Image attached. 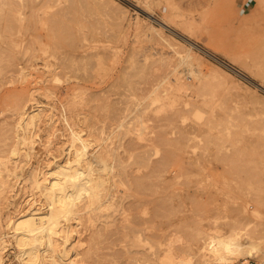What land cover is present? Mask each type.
<instances>
[{
    "label": "rangeland",
    "instance_id": "rangeland-1",
    "mask_svg": "<svg viewBox=\"0 0 264 264\" xmlns=\"http://www.w3.org/2000/svg\"><path fill=\"white\" fill-rule=\"evenodd\" d=\"M11 1L0 10V157L29 177L67 158L72 131L90 138L87 157L103 153L110 165L106 206L79 203L80 221H70L77 247L55 259L226 264L211 249L220 232L253 238L230 264H264V0ZM26 101L42 113L31 150L16 140ZM14 144L23 148L13 157ZM0 167L13 199L0 203L4 257L24 264L8 220L31 200L48 205L30 180L14 198L15 173Z\"/></svg>",
    "mask_w": 264,
    "mask_h": 264
},
{
    "label": "bare ground",
    "instance_id": "bare-ground-1",
    "mask_svg": "<svg viewBox=\"0 0 264 264\" xmlns=\"http://www.w3.org/2000/svg\"><path fill=\"white\" fill-rule=\"evenodd\" d=\"M9 0H0V10L2 8H4L7 4ZM16 1V0H15ZM37 1V0H36ZM11 0H10V4H11ZM51 2V1H50ZM32 3V2H31ZM15 4V3H13ZM54 4V3H51ZM12 5V4H11ZM14 6V5H13ZM23 6V5H22ZM52 6V5H51ZM56 6V4L54 5ZM10 7V6H9ZM16 6H14L13 8H15ZM23 8V7H22ZM52 8V7H51ZM49 8V9H51ZM54 8V7H53ZM7 9V7H6ZM21 9V8H20ZM13 10V9H12ZM53 10V9H51ZM5 11V10H3ZM19 11V8H18ZM33 11V10H32ZM45 11V10H44ZM145 11V10H144ZM20 12V11H19ZM17 12V13H19ZM53 13V12H52ZM56 13V12H55ZM22 14V13H21ZM57 14V13H56ZM61 14V13H60ZM148 14V12H147ZM149 15L152 17L153 15L151 13H149ZM148 15V16H149ZM4 16V15H3ZM21 17V16H20ZM68 18V17H67ZM153 18V17H152ZM23 19V18H22ZM3 20V19H2ZM2 20H0V25L2 24ZM20 21V20H19ZM162 21V20H161ZM5 22V19H4ZM165 22V21H164ZM18 23V22H17ZM161 22H159L160 24ZM167 23V22H165ZM15 24V23H14ZM13 24V25H14ZM162 24V23H161ZM164 25V24H163ZM11 26V25H10ZM174 26V25H173ZM163 27V26H162ZM6 28V27H5ZM12 28V26H11ZM44 28V27H43ZM50 28V27H49ZM14 29V28H13ZM24 29V28H23ZM9 30V28H8ZM12 31V30H10ZM3 32V31H2ZM1 32V33H2ZM6 33V32H5ZM2 35V34H1ZM12 36V34H10ZM2 37V36H1ZM9 37V35H8ZM18 37V36H17ZM24 38V37H23ZM11 39V38H10ZM1 40V39H0ZM6 41V40H5ZM4 41V42H5ZM7 41H9V39H7ZM2 43V42H1ZM164 43V42H163ZM182 43V42H181ZM3 44V43H2ZM2 44H0V50L5 47ZM9 44V43H8ZM5 45V44H4ZM7 45V44H6ZM13 45V44H11ZM8 46V45H7ZM11 47V46H9ZM157 47V46H156ZM165 47V46H164ZM6 48V47H5ZM15 48V47H14ZM161 47H159L160 49ZM10 48H8L9 50ZM13 49V48H12ZM11 49V50H12ZM11 50L10 53H11ZM176 50V49H175ZM14 51V50H13ZM7 52V50L5 52H1L2 54H5ZM13 53V52H12ZM11 53V54H12ZM179 53V50H178ZM3 56V55H1ZM0 56V57H1ZM192 56V55H191ZM39 57V56H38ZM190 58V57H189ZM1 59V58H0ZM31 59V58H30ZM9 61V65L13 63V61L11 59H8ZM31 61V60H30ZM51 63V62H50ZM8 65V66H9ZM165 65V64H164ZM47 67H49L47 65ZM23 70V69H22ZM52 70V69H51ZM15 72V71H14ZM13 75V74H11ZM187 75V74H186ZM26 78V77H25ZM24 78V79H25ZM58 79V78H57ZM175 79V78H174ZM178 79H180L178 77ZM194 80V79H193ZM186 81V80H185ZM169 83V82H168ZM179 86V82H177V84ZM177 86V87H178ZM179 88V87H178ZM181 89V87H180ZM39 91V90H38ZM80 98V97H79ZM29 99V98H28ZM30 101L33 100L32 98L29 99ZM36 100V99H35ZM18 102V101H17ZM27 102L25 104H19L20 107L18 109V107H16V110H19V120L18 123H16V131H19V134H17L16 136H18V138L16 140H18V143L21 142L23 144H25L26 146L29 145L31 149H33L32 147H34V143L36 141V137L35 134L32 135L33 133H35L33 131V133H31L32 131L29 130L30 127L35 123V121L38 117H42V113L40 110H31L29 111V107H27ZM20 103V101H19ZM23 103V102H21ZM37 103V102H36ZM74 103V102H73ZM18 105V103H16ZM67 104V103H66ZM16 105V106H17ZM18 105V106H19ZM38 105V104H37ZM52 106V105H51ZM31 107V106H30ZM36 107V106H35ZM42 106H40L41 108ZM43 108V107H42ZM51 109V108H49ZM49 115V113H47ZM46 116V113H45ZM69 116V115H68ZM52 117H54L52 115ZM80 118V117H79ZM160 118V117H159ZM18 119V117H17ZM42 119V118H41ZM45 119V118H44ZM49 119V118H48ZM161 119V118H160ZM46 120V119H45ZM64 120H67L66 117L64 118ZM42 121V120H41ZM81 121V120H80ZM44 122V121H43ZM42 122V123H43ZM68 122V120H67ZM70 122V120H69ZM38 123V122H36ZM141 123V122H140ZM14 124V123H13ZM32 124V125H31ZM47 124V123H46ZM67 124V123H65ZM70 124V123H69ZM80 124V123H79ZM85 124V123H84ZM31 125V126H30ZM35 125V124H34ZM45 125V124H44ZM38 126V125H36ZM34 126V127H36ZM48 126V125H47ZM69 126V125H67ZM84 126V125H83ZM5 127V126H4ZM45 127V126H44ZM49 127V126H48ZM47 127V128H48ZM33 127H31L32 129ZM18 129V130H17ZM52 129V128H51ZM48 130V129H47ZM54 130V129H53ZM74 130V129H73ZM81 130V129H80ZM8 131V130H6ZM38 132V131H37ZM43 132V131H42ZM48 132V131H47ZM72 132V131H71ZM70 135L72 138V144L70 142V144L72 145L71 149L68 150V153L66 154L67 158L60 162L58 161H54L55 165L52 167H49L48 169H46L45 171H43V169H33L30 172L29 177H27V175L24 177V171L23 172H16L15 171V166L17 169L18 164L20 163V167L23 166L21 164V162L16 161V164L14 166V171L10 170V165L9 168L7 167V158L6 160L2 157H0V166H5L4 170L7 171L8 176H11V172H13L12 174L14 175V181H13V185L12 187H10L11 189H13L12 192H14V198L17 196L16 194H21V192H23L25 190V186L27 181L30 180L29 183H32V187L33 190L38 191L37 193L40 194V196H44L46 199V203H47V207L48 209L46 210L44 207V203H37L35 204L36 200L34 201H30L28 203H33L34 205H30L29 204V208L27 209H21L20 210V216L16 219L13 217H10L8 220V226H12L15 229H13V232H15L14 230H16V233L14 234V236H16L15 239L16 240V244H18V247H21V251H22V257H23V261L24 264H36L38 263L39 260L44 258H47L46 255L48 256V259H52V263L50 264H61V260L63 259L62 256L65 255V257H68L67 255H69V247L71 246V249L74 250V241L72 242V238L74 229L77 227L71 224L70 221H72L71 219H74L72 216L74 215H78L79 210L77 211V209L80 206V202H82L83 199L87 198L88 201L90 202V206L91 209L93 208V204H102L101 207L104 205L106 206V203L104 204V201L102 199V192L101 189L102 187H104L106 179L102 176V172L104 170H107V168L110 166H108V162L107 159L105 157H103V153L102 154H98L97 152H95V154H89L92 155V157L90 158L89 155L88 157L86 156L87 152H88V147H90V145L92 144L91 142H88V140L90 138L86 137L83 138V135H80V133H74ZM81 132V131H79ZM83 132H84V128H83ZM82 133V132H81ZM51 134V133H49ZM1 135V134H0ZM4 135V134H3ZM85 135V134H84ZM44 136V135H43ZM63 136V135H62ZM83 136V137H82ZM50 137V136H49ZM42 138V137H41ZM62 138V137H61ZM64 138V137H63ZM88 138V140H87ZM15 140V141H16ZM39 140V139H38ZM44 140V139H43ZM63 141V140H62ZM92 141V140H91ZM253 141V140H252ZM9 142V141H8ZM48 142V141H47ZM46 142V144H47ZM67 142V141H66ZM158 142V141H157ZM17 143V142H15ZM79 143L80 146L77 147V144ZM91 143V144H90ZM260 143V142H259ZM9 144V143H8ZM22 144V145H23ZM48 144H50L48 142ZM61 144V143H60ZM59 144V145H60ZM63 144V142H62ZM2 145V144H1ZM17 145V144H16ZM57 145V144H56ZM70 145V146H71ZM45 146V145H44ZM63 146V145H62ZM69 146V148H70ZM14 149H12V154L9 153L10 155H12L14 157V155H18L19 149L22 150V148H17L14 144ZM16 147V148H15ZM59 147V146H58ZM73 147H75L74 151ZM92 147V146H91ZM140 147V146H139ZM61 148V147H60ZM133 148V147H132ZM58 149V148H57ZM5 150V149H4ZM20 150V151H21ZM24 150V149H23ZM62 150V149H61ZM1 151V150H0ZM3 151V150H2ZM9 151V150H8ZM29 151V150H28ZM55 151V150H54ZM64 151V150H63ZM65 152V151H64ZM90 152V151H89ZM88 152V153H89ZM5 153V152H4ZM61 153V152H60ZM63 153V152H62ZM9 154H7L9 156ZM27 155V153H25ZM29 156L31 155V152L28 153ZM70 154V155H69ZM71 154H74V157L71 156ZM105 154V153H104ZM1 155V154H0ZM4 155V154H2ZM50 155V154H49ZM102 155V156H101ZM248 155V154H247ZM106 156V155H104ZM4 157V156H3ZM11 156H9V160ZM16 157V156H15ZM57 157V156H56ZM28 158V155H27ZM32 158V157H31ZM55 158V157H54ZM254 158V157H253ZM13 159V158H12ZM11 159V160H12ZM30 159V157H29ZM46 159V158H45ZM60 159V158H59ZM31 160V159H30ZM246 160V159H245ZM12 162L14 163L15 161L12 160ZM28 162V161H27ZM140 162V161H139ZM10 163V161H9ZM8 163V164H9ZM24 163V162H23ZM37 163V161H36ZM157 163V162H156ZM252 163V162H251ZM257 163V162H256ZM38 164V163H37ZM102 164V166L100 167L99 165ZM13 165V164H12ZM26 165V164H25ZM49 165H51V162L49 163ZM53 165V164H52ZM155 165V164H154ZM241 165V164H240ZM99 166V167H98ZM13 167V166H12ZM1 168V167H0ZM46 168V166H45ZM22 169V167H21ZM24 169V168H23ZM22 169V170H23ZM110 169V168H108ZM3 170V169H2ZM0 170V176L2 177L4 175V177L2 178V180L5 178V180L2 181V185L0 183V187L2 186V192H0V203L3 202L2 200H7L5 202H8V200L10 199L7 193V189H8V184L9 182H7L8 178L7 176H5V173L3 174V171ZM20 170V169H19ZM259 171V170H258ZM261 173V172H259ZM127 174V173H126ZM7 175V174H6ZM138 175V174H136ZM262 175V174H261ZM133 177V176H132ZM27 180V181H26ZM133 181V180H132ZM1 182V181H0ZM146 185V184H145ZM136 187V186H135ZM32 189V188H31ZM141 189V188H140ZM118 190V189H117ZM9 191V190H8ZM232 192V191H231ZM34 193V192H33ZM13 194V193H12ZM12 196V195H11ZM20 196V195H19ZM108 196V195H107ZM238 196V195H237ZM13 197V196H12ZM43 197V198H44ZM186 197V196H185ZM34 199V198H33ZM107 199V198H106ZM105 199V201H106ZM11 201L13 199H10ZM16 200V199H15ZM48 200V202H47ZM108 200V199H107ZM244 200V199H243ZM119 201V200H118ZM38 202V201H37ZM150 202V201H149ZM159 202V201H158ZM10 203V201L8 202ZM26 203V202H25ZM87 203V202H86ZM108 203H110V201H108ZM107 203V205H109ZM5 204V203H4ZM7 204V203H6ZM23 204V203H22ZM38 204H40V206H38ZM9 205V204H8ZM82 205V204H81ZM86 205V204H83ZM140 205V204H139ZM159 205V204H158ZM97 206V205H96ZM100 206V205H99ZM97 206V207H99ZM167 206V205H166ZM28 207V206H27ZM82 208V206H80ZM86 207V206H85ZM85 207H83L85 209ZM95 207V206H94ZM100 207V208H101ZM79 208V209H81ZM162 208V207H161ZM230 208V207H229ZM86 209L89 211V207L87 206ZM96 209V207H95ZM99 209V208H98ZM136 209V208H135ZM83 209H81L82 211ZM85 211V210H84ZM162 211V210H161ZM256 212V211H255ZM160 213V212H159ZM81 214V213H79ZM126 214V213H125ZM256 214V213H255ZM76 215V216H77ZM99 215V214H98ZM79 217V216H77ZM75 217L74 220H79L80 218ZM100 217V216H99ZM13 220H12V219ZM62 218H64L65 220H67L68 224H66L65 222H62ZM77 218V219H76ZM134 219V218H133ZM80 221V220H79ZM123 221V220H122ZM77 222V221H76ZM61 223H63L62 225H60ZM78 224H80L79 222H77ZM138 224V223H137ZM77 225V224H76ZM7 226V228H8ZM79 226V225H78ZM77 231V229L75 230V232ZM219 231V230H218ZM259 231V236L261 239H264V235L260 234V232H262V230H258ZM10 232V231H9ZM222 232V231H221ZM3 233V232H2ZM5 234V232H4ZM7 234V233H6ZM11 234V233H10ZM226 234V233H224ZM3 234L0 235V264H6L5 261V257H4V251L6 249L7 244L4 241V238L2 236ZM2 236V237H1ZM5 236V235H4ZM73 236V237H72ZM231 237V236H230ZM216 238V242H215V246H211V249L213 250V252H218L220 258L226 263V264H230L231 262H234L236 259H238L239 257H243L244 254L246 253V245L252 241L253 238H250L251 240H246L243 241L241 240L240 237H235L232 239H228L226 236H224L223 234H221L220 232L215 236ZM78 240V239H76ZM72 243V245H71ZM77 243V242H76ZM76 245V244H75ZM78 245V243H77ZM223 249L226 250V252L228 253H222ZM19 250V251H20ZM76 250V249H75ZM78 250V249H77ZM224 250V251H225ZM76 253V252H75ZM80 253V252H78ZM77 253V254H78ZM221 253V254H220ZM55 255H59L62 257V259L59 261L58 259H60L61 257L58 256V259H55L57 257H55ZM71 255V254H70ZM75 256V254L73 255ZM77 256V255H76ZM75 256V257H76ZM52 257V258H51ZM64 257V258H65ZM75 257L73 259H70V264H86L84 262H77L75 261ZM21 258V257H20ZM72 258V257H71ZM168 259L171 261V256H168ZM65 260V259H63ZM73 260V261H71ZM42 261V260H41ZM40 263H43L41 262ZM66 262V261H65ZM68 259L66 264L68 263ZM48 263V262H47ZM45 261V264H47ZM48 263V264H49ZM63 263V262H62ZM69 264V263H68ZM263 264V262H262Z\"/></svg>",
    "mask_w": 264,
    "mask_h": 264
},
{
    "label": "built area",
    "instance_id": "built-area-1",
    "mask_svg": "<svg viewBox=\"0 0 264 264\" xmlns=\"http://www.w3.org/2000/svg\"><path fill=\"white\" fill-rule=\"evenodd\" d=\"M238 264H252V262L250 260H245V259H242Z\"/></svg>",
    "mask_w": 264,
    "mask_h": 264
}]
</instances>
